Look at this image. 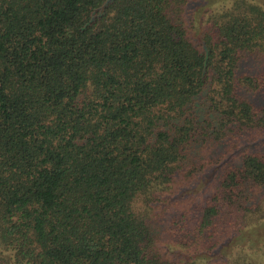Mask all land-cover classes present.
Returning a JSON list of instances; mask_svg holds the SVG:
<instances>
[{"label":"trees","instance_id":"obj_1","mask_svg":"<svg viewBox=\"0 0 264 264\" xmlns=\"http://www.w3.org/2000/svg\"><path fill=\"white\" fill-rule=\"evenodd\" d=\"M263 198L264 0H0V264H264Z\"/></svg>","mask_w":264,"mask_h":264},{"label":"rangeland","instance_id":"obj_2","mask_svg":"<svg viewBox=\"0 0 264 264\" xmlns=\"http://www.w3.org/2000/svg\"><path fill=\"white\" fill-rule=\"evenodd\" d=\"M221 4V3H220ZM219 4V6H225L226 5V3H223V4H221L220 5ZM227 5H229V2H228V4ZM191 31H193V30H191ZM192 33V32H191ZM193 34V33H192ZM203 177H205V176H201L199 179H198V181H197V183L196 184H194L193 186H191V187H194L193 188V190L195 191L194 193H196V192H199L200 190H202L203 189V187H204V185H206V183L208 182V180H207V182L206 181H203ZM264 199V198H263ZM263 204H264V202H263ZM163 208H166V207H163ZM254 227H256V229L258 228V233L259 234H261V235H263L262 236V239L264 240V222L263 223H261V224H258V225H256V226H254ZM253 228V227H252ZM248 229V228H247ZM254 240H256L255 238H253ZM168 243H169V240L168 239H165L164 240V242H163V245H162V247L164 248L163 249V252L164 253H166L168 256H171V257H176V255L177 256H181L182 254L181 253H177V254H174L173 253V251H171V250H168ZM256 244H257V247L259 246H261L262 244H263V242L262 241H258V242H256ZM166 250H168V251H166ZM248 252H253L252 250H247ZM184 255V254H183ZM220 263H222L221 261H217V260H215V262L214 263H212V264H220Z\"/></svg>","mask_w":264,"mask_h":264}]
</instances>
